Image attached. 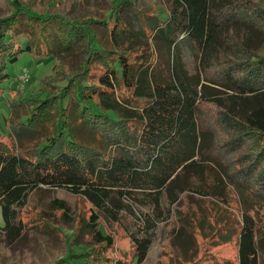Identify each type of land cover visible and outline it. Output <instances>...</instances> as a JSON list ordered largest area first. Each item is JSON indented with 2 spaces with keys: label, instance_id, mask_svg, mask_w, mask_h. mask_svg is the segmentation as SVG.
Masks as SVG:
<instances>
[{
  "label": "trees",
  "instance_id": "16d2710c",
  "mask_svg": "<svg viewBox=\"0 0 264 264\" xmlns=\"http://www.w3.org/2000/svg\"><path fill=\"white\" fill-rule=\"evenodd\" d=\"M111 1L103 16L76 14L81 0L4 1L0 84L20 52L57 60L41 91L19 90L10 103L11 127L23 113L14 130L21 145L0 139L4 243L27 231L21 211L45 202L60 214L43 210L32 224L43 264H145L183 194L226 198L232 189L242 217L225 236H238V262L210 254L190 264H261L264 221L254 212L264 210V0ZM59 193L91 205L85 242L63 222L72 206ZM125 214L134 220V262L104 251L115 239L100 217ZM76 245L86 249L72 252Z\"/></svg>",
  "mask_w": 264,
  "mask_h": 264
},
{
  "label": "rangeland",
  "instance_id": "374dc122",
  "mask_svg": "<svg viewBox=\"0 0 264 264\" xmlns=\"http://www.w3.org/2000/svg\"><path fill=\"white\" fill-rule=\"evenodd\" d=\"M5 0H0V15L3 14ZM145 3L151 0H144ZM142 1V3L144 4ZM167 3L168 0H162ZM109 6H112L111 0H81L75 8V13L79 15L97 14L103 16ZM154 7V5H151ZM101 26L99 27V29ZM231 31H235L232 29ZM239 34L243 37L256 39L255 31H245L243 28L238 29ZM27 38L21 37L20 43L26 44ZM78 60V59H77ZM57 63L55 55H44L39 51H23L18 55V59L9 63L6 72L9 76L0 84V139L10 143L21 145L14 138L18 125V118L23 110H18V116H13L14 123L10 126L11 118V102L19 98L18 91L21 90L24 97L38 93L44 86V81L48 77L54 75V68ZM190 65L195 66V61L190 60ZM29 73L30 79L22 87L23 82L21 76ZM97 72V71H96ZM216 86V85H213ZM220 90L216 93L223 97H228L224 93V87L216 86ZM13 136V137H12ZM16 141V142H15ZM27 141L23 144L27 146ZM205 191V189H204ZM61 197L69 199L72 206L71 219L63 222L68 226H73L76 232L74 242L81 243L86 241L89 234V221L91 214V205L81 196H73L68 193H59ZM43 198L48 197L46 191H42ZM29 205L21 211L22 220L26 224V232L21 239L12 246H7L0 229V264H43L44 254L42 247L44 246L36 236V227L33 223H40L45 214H51L54 220L58 221V209L50 208L47 203L38 205ZM43 210H47L44 213ZM172 215L169 220L159 223V229L156 232L155 241L148 261L145 264H190L191 260L205 261L204 258L213 254L222 262L224 259H232L238 262V236L227 237L225 232L229 227L240 225L243 206L241 201L232 189L226 198L208 195L202 191H187L181 196L179 202L172 207ZM259 220L264 221V210L261 208L254 212ZM204 218L203 231L197 227L199 220ZM198 220V221H197ZM100 222L106 233L113 235L115 241L113 247H104L113 257L125 256L128 260L135 261V245L129 235L134 228V220L132 216L126 215L122 217L120 222L110 221L106 216L100 217ZM5 226V218L3 210L0 208V227ZM204 233V234H202ZM229 233V232H228ZM52 237H56L52 235ZM261 237H264L262 235ZM260 237V238H261ZM54 243V242H52ZM91 248V245L89 246ZM264 248V238H263ZM55 249V246L52 247ZM81 249V250H80ZM85 247L79 245L72 246V252L78 253L85 250ZM98 252V251H97ZM214 261L216 259L214 258ZM261 264H264L262 257Z\"/></svg>",
  "mask_w": 264,
  "mask_h": 264
},
{
  "label": "built area",
  "instance_id": "2783aa9c",
  "mask_svg": "<svg viewBox=\"0 0 264 264\" xmlns=\"http://www.w3.org/2000/svg\"><path fill=\"white\" fill-rule=\"evenodd\" d=\"M20 78H21V80H22V82H23L22 87H24L25 83L28 82L29 79H30L29 73L26 72V73H25L24 75H22Z\"/></svg>",
  "mask_w": 264,
  "mask_h": 264
}]
</instances>
